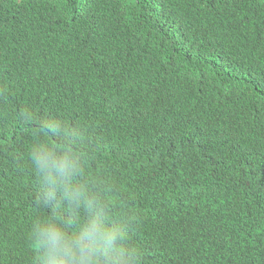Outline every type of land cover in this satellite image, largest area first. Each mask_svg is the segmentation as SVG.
<instances>
[{"label":"trees","instance_id":"16d2710c","mask_svg":"<svg viewBox=\"0 0 264 264\" xmlns=\"http://www.w3.org/2000/svg\"><path fill=\"white\" fill-rule=\"evenodd\" d=\"M38 147L76 161L131 264H264V0H0V264L92 211L47 200Z\"/></svg>","mask_w":264,"mask_h":264},{"label":"clouds","instance_id":"9594fccd","mask_svg":"<svg viewBox=\"0 0 264 264\" xmlns=\"http://www.w3.org/2000/svg\"><path fill=\"white\" fill-rule=\"evenodd\" d=\"M197 16V9L189 13L191 21ZM146 147H125L117 155L121 159L136 158L139 148ZM194 148L203 158L223 160L222 147L210 141L208 128L195 131ZM33 161L49 185L47 200L56 199L57 191H62L70 207L84 202L92 209L88 218L74 228L71 225L76 221L63 217L53 216L37 223L34 248L40 253V264H131L133 256L124 244L126 234L118 226L108 225L114 223L112 215L105 216L103 208L88 201L80 188L70 187L71 177L78 171L76 161L48 147L36 148ZM195 258L198 263H207L203 255L197 254Z\"/></svg>","mask_w":264,"mask_h":264}]
</instances>
